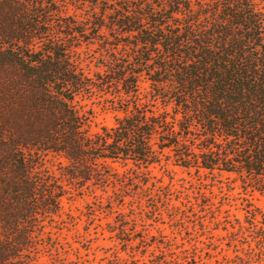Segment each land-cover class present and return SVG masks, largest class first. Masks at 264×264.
<instances>
[{
	"label": "trees",
	"instance_id": "16d2710c",
	"mask_svg": "<svg viewBox=\"0 0 264 264\" xmlns=\"http://www.w3.org/2000/svg\"><path fill=\"white\" fill-rule=\"evenodd\" d=\"M94 97L118 113L97 133ZM167 153L264 195V0H0V264H39L69 195Z\"/></svg>",
	"mask_w": 264,
	"mask_h": 264
},
{
	"label": "rangeland",
	"instance_id": "374dc122",
	"mask_svg": "<svg viewBox=\"0 0 264 264\" xmlns=\"http://www.w3.org/2000/svg\"><path fill=\"white\" fill-rule=\"evenodd\" d=\"M79 5L70 4L66 12L83 15L76 8ZM141 89L147 92L149 83L143 81ZM83 105L93 111L91 133L114 125L118 113L111 103L94 97ZM169 157L167 153L148 169L114 164L123 180L138 175L145 181L139 188L133 186L139 181L130 182L127 193L119 185L69 195L57 228L47 229L50 245L40 247L34 260L39 264H118L117 259L120 264H264V195L245 190L234 176L185 169ZM60 162L48 156L43 168L60 177Z\"/></svg>",
	"mask_w": 264,
	"mask_h": 264
}]
</instances>
